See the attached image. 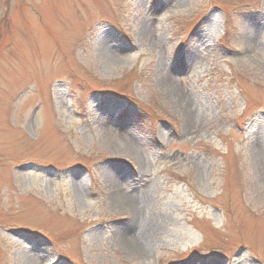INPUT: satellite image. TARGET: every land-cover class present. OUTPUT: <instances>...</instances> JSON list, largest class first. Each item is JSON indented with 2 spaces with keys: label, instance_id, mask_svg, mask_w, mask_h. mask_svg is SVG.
<instances>
[{
  "label": "rangeland",
  "instance_id": "1",
  "mask_svg": "<svg viewBox=\"0 0 264 264\" xmlns=\"http://www.w3.org/2000/svg\"><path fill=\"white\" fill-rule=\"evenodd\" d=\"M0 264H264V0H0Z\"/></svg>",
  "mask_w": 264,
  "mask_h": 264
},
{
  "label": "bare ground",
  "instance_id": "2",
  "mask_svg": "<svg viewBox=\"0 0 264 264\" xmlns=\"http://www.w3.org/2000/svg\"><path fill=\"white\" fill-rule=\"evenodd\" d=\"M110 181L113 187L115 188L116 187L115 185L117 183V178L114 176H110ZM117 197L119 198L120 196L117 195ZM120 200L123 203V205L127 207L132 206L134 208L133 212L136 215L138 211L137 210L138 206L140 204L138 201L137 195H134V194L124 195L121 197ZM143 224H146V223H143ZM146 225L147 226L144 227L145 228L144 231L141 229L137 234L134 235V237L129 238V240L125 238V240L122 241L127 248H129L130 250H141V248H145V245H148V237L152 235L151 231L154 229L151 228L152 227L151 224H146Z\"/></svg>",
  "mask_w": 264,
  "mask_h": 264
}]
</instances>
